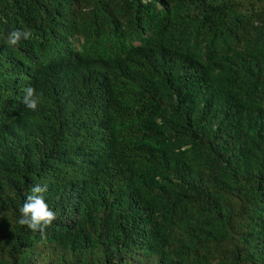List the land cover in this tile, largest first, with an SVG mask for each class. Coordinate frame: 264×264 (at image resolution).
<instances>
[{
	"label": "trees",
	"instance_id": "1",
	"mask_svg": "<svg viewBox=\"0 0 264 264\" xmlns=\"http://www.w3.org/2000/svg\"><path fill=\"white\" fill-rule=\"evenodd\" d=\"M0 264H264V0H0Z\"/></svg>",
	"mask_w": 264,
	"mask_h": 264
},
{
	"label": "clouds",
	"instance_id": "2",
	"mask_svg": "<svg viewBox=\"0 0 264 264\" xmlns=\"http://www.w3.org/2000/svg\"><path fill=\"white\" fill-rule=\"evenodd\" d=\"M31 32L28 30L17 29L13 31L7 40L9 46L17 45L22 39L31 38ZM23 104L30 111H36L41 101V94H37L33 87H28L25 90ZM48 191L47 185L35 184L30 189V194L27 196L23 206L19 209L21 225H27L32 231H38L41 236L44 235L53 221L57 219L56 214L49 208L44 198V193Z\"/></svg>",
	"mask_w": 264,
	"mask_h": 264
}]
</instances>
